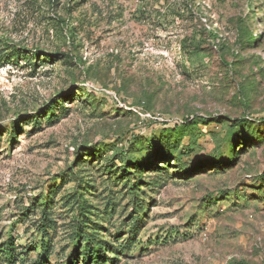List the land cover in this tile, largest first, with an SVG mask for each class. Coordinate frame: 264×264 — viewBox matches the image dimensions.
I'll list each match as a JSON object with an SVG mask.
<instances>
[{
	"label": "rangeland",
	"instance_id": "1",
	"mask_svg": "<svg viewBox=\"0 0 264 264\" xmlns=\"http://www.w3.org/2000/svg\"><path fill=\"white\" fill-rule=\"evenodd\" d=\"M88 238L264 264V0H0V264H88Z\"/></svg>",
	"mask_w": 264,
	"mask_h": 264
},
{
	"label": "trees",
	"instance_id": "2",
	"mask_svg": "<svg viewBox=\"0 0 264 264\" xmlns=\"http://www.w3.org/2000/svg\"><path fill=\"white\" fill-rule=\"evenodd\" d=\"M253 39L254 38L251 37V39L248 42H252ZM50 118H52L51 115H50ZM210 118H211L210 121H212L213 119H218L216 117L215 118L214 117H210ZM200 119L203 120V121L206 120L205 118H199V120ZM38 120L39 119H37V121ZM199 120L197 119V121H196V120L190 119V117H188V119L185 121V124H186V127H187L185 130L190 131L192 128H195L199 124ZM236 124H241V125L243 124V126L244 125L248 126V122H247L246 119H239ZM236 138H238V134H237ZM173 148H174V151H178L179 150V147L177 145H175ZM233 152H234V155L237 154L236 153V147L235 146L233 148ZM178 159H179V157H178ZM134 164H135V168H138L140 166V165H137L136 163H134ZM136 166H138V167H136ZM139 168H141V167H139ZM124 170H125V173L126 174L132 173V171L130 169H127V167H124ZM79 236H81V235H79ZM88 240H89V242L85 246L86 247V250H87L86 251V255H85V259H86L87 263L90 264V262H94L96 264H102L103 263V261H101V258H102L101 255L102 254H100V253L96 252L95 250H93L94 249V246H95L94 245L95 244L94 239L93 238H88ZM12 246H8L7 247V249L9 250V252L12 251V248H13Z\"/></svg>",
	"mask_w": 264,
	"mask_h": 264
}]
</instances>
